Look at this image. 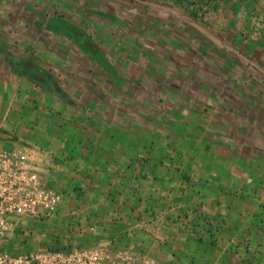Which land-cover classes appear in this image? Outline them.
I'll return each mask as SVG.
<instances>
[{"label":"crops","instance_id":"obj_1","mask_svg":"<svg viewBox=\"0 0 264 264\" xmlns=\"http://www.w3.org/2000/svg\"><path fill=\"white\" fill-rule=\"evenodd\" d=\"M39 2L0 0V139L37 150L47 184L87 237L76 248L108 244L162 264H264V116L249 120L247 135L263 146L248 156L247 196L242 155L195 150L210 141L202 123L162 119L154 96L176 94L168 76L146 73L144 57L130 59L126 46L109 47L114 55L100 65L97 53L108 50L85 40L81 24L80 38L53 26ZM48 30L60 40L45 42ZM28 117L43 128L40 141H6L4 129L29 126ZM225 132L218 144L229 141Z\"/></svg>","mask_w":264,"mask_h":264},{"label":"rangeland","instance_id":"obj_2","mask_svg":"<svg viewBox=\"0 0 264 264\" xmlns=\"http://www.w3.org/2000/svg\"><path fill=\"white\" fill-rule=\"evenodd\" d=\"M40 1L39 5L46 9L43 15L48 9L55 14L50 16L53 26L71 27L73 35H84L100 49L126 46L130 59L144 57L149 66L143 65L146 73L159 71L160 82L168 76L177 87L171 89L176 94L154 96L162 107V119L170 116L172 120L202 123L204 136L210 141L196 145L195 150L203 147L209 152L242 155L241 183L243 188L251 183L254 176L248 156L256 153L260 157L263 146L258 141L252 143L253 138L247 134L250 121L256 120L252 114L264 116V0H202L198 5L186 0ZM112 10L118 16L104 14ZM79 24L86 36L74 31V25ZM42 38L45 42L59 41L61 35L48 30ZM108 51L100 50L96 62L101 65L106 56L114 55V49ZM23 100L24 95L17 96V103ZM27 119L29 126L24 127L23 121L18 128L4 129V139L25 144L26 136L36 135L40 141L43 128L35 125L41 124L35 117ZM229 123L238 127L233 130L227 127ZM220 124L225 127L217 128ZM182 130L178 128L177 132ZM193 131L200 136L196 128ZM220 132H225L220 138L229 140L226 144L217 143ZM179 147L182 152L183 146ZM242 193L249 196L250 191L244 188ZM75 217L72 205L63 203L51 217L28 223L13 242L15 252L68 250L80 245L87 237L82 236L81 224Z\"/></svg>","mask_w":264,"mask_h":264},{"label":"built area","instance_id":"obj_3","mask_svg":"<svg viewBox=\"0 0 264 264\" xmlns=\"http://www.w3.org/2000/svg\"><path fill=\"white\" fill-rule=\"evenodd\" d=\"M31 146L6 147L0 139V264H162L116 251L108 244L17 254L13 242L30 222L51 217L63 195L50 187Z\"/></svg>","mask_w":264,"mask_h":264},{"label":"trees","instance_id":"obj_4","mask_svg":"<svg viewBox=\"0 0 264 264\" xmlns=\"http://www.w3.org/2000/svg\"><path fill=\"white\" fill-rule=\"evenodd\" d=\"M139 1H144V0H139ZM187 3L191 4V5H198L199 3H201L202 0H186ZM52 250H59V249H52ZM65 250V249H63Z\"/></svg>","mask_w":264,"mask_h":264}]
</instances>
